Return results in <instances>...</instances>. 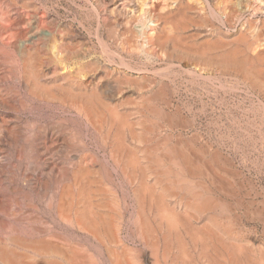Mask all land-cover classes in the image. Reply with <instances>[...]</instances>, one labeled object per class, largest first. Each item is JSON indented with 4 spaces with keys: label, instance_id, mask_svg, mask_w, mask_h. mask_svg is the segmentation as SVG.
I'll return each instance as SVG.
<instances>
[{
    "label": "bare ground",
    "instance_id": "6f19581e",
    "mask_svg": "<svg viewBox=\"0 0 264 264\" xmlns=\"http://www.w3.org/2000/svg\"><path fill=\"white\" fill-rule=\"evenodd\" d=\"M200 1L71 0L95 17V31L107 30L109 42L97 35L96 44L75 23L63 21L68 32L59 35L56 19L40 20L52 8L46 0L2 7L13 21L0 28L10 39L21 34L0 48L14 57L6 69L0 59V80L10 81L0 86V264H264V244L242 227L233 163L221 146L184 133L194 124L182 118L176 79L180 70L191 84L203 71L230 75L264 94V0H205L210 16L240 27L208 26L211 37L197 42Z\"/></svg>",
    "mask_w": 264,
    "mask_h": 264
},
{
    "label": "rangeland",
    "instance_id": "374dc122",
    "mask_svg": "<svg viewBox=\"0 0 264 264\" xmlns=\"http://www.w3.org/2000/svg\"><path fill=\"white\" fill-rule=\"evenodd\" d=\"M14 2H16L17 4H19V3H22V2H31V0H18V1H16V0H13ZM32 1H34V0H32ZM47 1V6H50V7H52L51 9H50V12L49 11H46V12H44L45 14L44 15H41L42 13V11H40L39 13H40V15H39V19L40 20H50V18H47V16L49 17V15L52 17V19L54 20V19H56L55 20V22L57 23V24H59V28H58V30H57V28H54V29H56L57 30V33L59 34V35H62V34H67V32H68V30H67V28H65V27H63L64 26V22L65 23H69V22H72L73 24H74V27L77 29V31L81 34V36H82V38H85V39H83V40H85V43H87V44H96V38H97V35H100V36H103L102 38H104L105 36L107 37V30L106 29H102V28H104L103 26L101 27V26H99L98 28H97V30L95 31V28H96V19H94L95 17L93 16V15H91V16H88L87 15V13H86V10H83V11H80L74 4H72L71 3V0H46ZM58 1V2H57ZM68 1H70V2H68ZM202 1V0H201ZM200 1V2H201ZM0 2H2V3H0V9L2 10V11H0V24H1V21L3 20L4 21V19H5V21L3 22V24H1V25H3V27H6V26H8V25H6V24H9L10 23V21H13V17H11V16H13V14L11 13V12H9V14L6 12V10L8 11H10V8L8 7L9 6V4H10V0H0ZM11 2H12V0H11ZM26 2V3H27ZM55 2V3H54ZM57 2V3H56ZM65 2V3H64ZM204 2V3H203ZM206 2V3H205ZM8 3V4H7ZM202 5H203V8H205V10H201L203 13H204V15H205V17L203 16L202 18L200 17V16H198L197 15V18L195 19L198 23L200 22L203 26H205V27H199V29H197L196 31L197 32H195L194 31V33L195 34H197L196 36H197V39H196V41L197 42H203V40L204 39H206V37H211V35L209 36V35H207V34H210L211 33V31H210V29H208L209 27L208 26H211V25H213V26H217L219 23V25H218V27L220 26L221 27V25H222V27H221V30H222V33L224 34H229V33H231V32H233V30H234V28H236V27H240V26H238L239 25V23H238V21H234L233 23H231V24H223V23H221V21L220 20H218L219 18H216L217 16H214V15H211L210 16V13H209V11L207 10V8L208 7H206V6H208V3L209 2H207V1H205V0H203L202 2ZM50 4H52V5H50ZM55 4V5H54ZM57 4V5H56ZM72 4V5H71ZM62 5V6H61ZM5 6V7H4ZM60 6H61V8H60ZM5 9L6 8V10H4L3 8ZM8 8V9H7ZM59 8V9H58ZM62 8H64V9H62ZM209 9V8H208ZM52 10V11H51ZM55 10V11H54ZM5 11V12H4ZM67 11V12H66ZM74 11V12H73ZM63 13V14H62ZM84 13H86V14H84ZM207 13H209V14H207ZM5 14L7 15V16H5ZM68 14V15H67ZM82 14V15H81ZM11 15V16H10ZM67 15V16H66ZM71 15H72V17H71ZM73 15H74V17H73ZM80 15V16H79ZM2 16H4V17H2ZM8 16L9 17H11V18H9V20H8ZM57 16V17H56ZM64 16H66L65 18H64ZM76 16V17H75ZM207 16H208V18H207ZM258 16V18H263V15H257ZM256 16V17H257ZM41 17V18H40ZM90 17H92V18H90ZM243 17L245 18L243 21H247L249 18H250V16L247 14H243ZM242 17V18H243ZM248 17V18H247ZM255 17V18H256ZM89 18V19H88ZM207 18V19H206ZM210 18H212V19H210ZM72 21H71V20ZM81 20L82 21V23H83V25L82 24H80L79 23V20ZM7 20H8V23H7ZM205 20H206V22H205ZM212 20V21H211ZM62 21V22H61ZM64 21V22H63ZM73 21H75V22H73ZM87 21V22H86ZM92 21V22H91ZM214 21V22H213ZM6 22V23H5ZM92 24H91V23ZM217 22V23H216ZM88 23V24H87ZM205 25H204V24ZM211 23V24H210ZM236 23V24H235ZM61 24V25H60ZM63 24V25H62ZM80 24V25H79ZM86 24V25H85ZM4 25H6V26H4ZM77 25V26H76ZM92 26V27H91ZM95 28H94V27ZM230 26V27H229ZM3 27H1L0 28V38H2V39H0V48L1 47H3V48H1L3 51L5 50V51H9L10 49L8 48L9 46H8V44H9V42H11V40H13V39H18L17 37H20V32H21V30H18V29H14V31H16L17 32V34H18V32H19V36L16 34V36H12L13 37V39L11 38H9L8 37V33H4V32H6V30H4V28ZM61 27V28H60ZM82 27V28H81ZM208 27V28H207ZM63 28V29H62ZM205 28V29H204ZM3 29V30H2ZM84 29V30H83ZM86 29V30H85ZM94 29V30H93ZM203 29V30H202ZM208 29V30H207ZM230 29V30H229ZM60 30V31H59ZM63 30V31H62ZM83 32H82V31ZM94 32H93V31ZM105 30V31H104ZM232 30V31H231ZM3 32V34H4V36L7 38H5L4 36L3 37H1V35H2V32ZM67 31V32H66ZM86 31V32H85ZM91 31V32H90ZM208 32V33H207ZM83 33L85 34V35H83ZM92 33V34H91ZM7 36H6V35ZM205 34V36H203ZM95 35V36H94ZM207 35V36H206ZM214 35V34H213ZM89 36V37H88ZM96 37V38H95ZM104 38L105 40L107 39V38ZM201 37V38H200ZM90 39V40H89ZM201 39H203V40H201ZM6 42H5V41ZM8 40H9V42H8ZM88 40V41H87ZM95 40V41H94ZM87 41V42H86ZM93 43H92V42ZM107 41H108V39H107ZM3 42V43H2ZM7 42H8V44H7ZM13 42H15V40H13ZM91 42V43H90ZM109 42V41H108ZM196 42V47L197 48H199L201 45H202V43H197ZM12 43V42H11ZM200 44V45H199ZM6 47H5V46ZM5 47V48H4ZM0 49V51H2ZM8 49V50H7ZM5 51L3 52V53H5ZM262 51L264 52V48L262 49ZM6 52V53H7ZM1 53V52H0ZM8 55H4V54H0V59H1V61H2V65H3V63H4V66H3V68L4 69H6L7 68V66H8V64L12 61V60H10V59H14V57H12V58H10L11 56H13L12 55V53L11 52H9V53H7ZM4 55V56H3ZM9 55H11L10 57H9ZM195 57L194 58H196L195 60L197 61V59H198V55H194ZM3 57H4V61H3ZM5 57H9V58H6L5 59ZM137 59V58H136ZM136 59L134 60V59H132L131 61H132V63L134 62V61H136ZM194 60V61H195ZM6 61V62H5ZM9 62V63H8ZM166 61H164V62H161V64H159L160 66H161V68H163V67H165L167 64L165 63ZM7 63V64H6ZM164 63V64H163ZM157 66H158V64H156ZM6 66V67H5ZM115 66V64H113V67ZM148 67L150 66L149 64L147 65ZM114 68H116V67H114ZM196 69H198V68H196ZM4 73L6 74V72L4 71ZM202 73H204V75L203 76H201V77H197V79H198V81H197V79H196V81H194V83H190V82H188V81H186V73L183 71V70H180V72H179V77L177 76V80H178V87H179V90H178V94H180V95H182V96H180L179 97V103L181 104H179L180 106H181V114H183L182 115V118L184 119V117L186 118H189V117H192L193 118V124H194V126H192L191 127V129H187V131L185 132L184 131V133H185V135L186 134H189L190 133V131H192L193 130V132H197L198 133V144L199 143H203V141H205V142H207V143H209L210 145H211V150H214V149H219V147H220V149H219V151L222 153V154H224V156L229 160V162H230V164H232L231 165V168L235 171H233L235 174H237L236 175V178L234 177V180H236V181H234L233 180V177L230 179V183H232V186H231V188L232 187H235V188H238V189H240L241 191H240V197H241V201H242V206L244 207V209H243V211L245 212V213H243L242 212V227H243V230L245 231L244 233H245V235L248 237V238H251V239H255V242L256 241H259V242H261L262 244H264V236L262 237V235L261 234H264V232H262V230L264 231V227H263V222H262V220H264V216H261V217H259L261 214L262 215H264V213L262 212V211H264V210H262V208L261 207H263L264 208V205H262V204H264V190H263V187H264V145H263V143H264V141H263V135H264V111H262V109H263V106H262V102H264V94L262 93V91L261 90H259L258 88H256V87H254L253 88V90L251 89L250 90V88H252V87H250V86H248V84H246V83H244V82H242L240 79H235L233 76H230V75H222L221 76V74L219 75V74H216V76L215 77H213L212 79H208V78H206L205 76H207V73H205V71H203ZM150 74L153 76V75H156V77L155 76H150ZM206 74V75H205ZM148 75H149V78L150 77H152V79L153 80H151V78H150V80L152 81V83L154 84L155 83V80H157V78L159 77L158 75H157V73H154L153 71L151 72L150 71V73H148ZM162 80L164 81L165 79H166V77H167V73L166 72H164V73H162ZM166 75V76H165ZM184 75V76H183ZM219 77H218V76ZM228 76V77H227ZM165 77V78H164ZM223 77V78H222ZM3 78H4V80L3 81H1L0 80V86H2L3 87V85H5V83L6 84H10V81H9V79H7V78H5L4 76H3ZM2 78V79H3ZM202 78H204V79H202ZM7 79V80H6ZM155 79V80H154ZM185 79V80H184ZM215 79V80H214ZM220 79V80H219ZM224 79H225V81H224ZM200 80V81H199ZM204 80H206L205 82H203ZM217 80V81H216ZM231 82H230V81ZM235 80V81H234ZM236 80H237V82H236ZM154 81V82H153ZM167 81L169 82V80H168V78H167ZM213 81V82H212ZM218 81H219V83H218ZM226 82V83H224V82ZM234 81V82H233ZM4 82V83H3ZM166 82V81H165ZM184 82H187V83H184ZM200 82V83H199ZM204 83V84H202V83ZM230 82V83H229ZM241 82V83H240ZM185 84V86H183L184 84ZM196 83V84H195ZM198 83V84H197ZM205 83H206V86H205ZM222 83V84H221ZM190 84V85H189ZM194 84L196 85V87L194 86ZM208 84V85H207ZM238 84V85H237ZM182 87H181V86ZM200 85V86H199ZM211 85V86H210ZM221 85H223V86H221ZM226 85L229 87H226ZM230 85V86H229ZM189 88H187V87ZM202 86H204V87H202ZM213 86V87H212ZM217 86V87H216ZM237 86V87H236ZM181 87V88H180ZM193 87V88H192ZM201 87L203 88L202 90H200L201 89ZM216 87V88H215ZM232 87V88H231ZM244 87V88H243ZM191 88L193 89V90H191ZM204 88H208V89H204ZM210 88V89H209ZM218 88H220V89H218ZM222 88V89H221ZM224 88H226V89H224ZM182 91H181V90ZM187 89V90H186ZM194 89H197L196 91H194ZM214 89H217V90H215V91H213ZM228 89H229V92H228ZM240 89V90H239ZM255 89V90H254ZM204 90H208L207 92L206 91H204ZM221 90V91H220ZM257 90H259V91H257ZM191 91V92H190ZM200 91V92H199ZM218 91H220V92H218ZM231 91V92H230ZM248 91V92H247ZM250 91V92H249ZM256 91V92H255ZM188 92V93H187ZM192 92H193V95H192ZM199 92V93H198ZM233 92V93H232ZM237 92V93H236ZM243 94H242V93ZM260 92V93H259ZM191 93V94H190ZM212 94V95H210V94ZM216 93V94H215ZM220 93V94H219ZM225 93V94H224ZM230 93V94H229ZM236 93V94H235ZM239 93L240 94H242V95H239ZM247 94V96L246 95H244V94ZM255 93H257V94H255L256 96H254V94ZM187 96H189V97H186V95ZM198 94V95H197ZM201 94V95H200ZM203 94V95H202ZM223 94V95H222ZM235 96H234V95ZM249 94V95H248ZM253 94V95H252ZM259 94V95H258ZM191 95V96H190ZM221 95V96H220ZM238 95V96H237ZM244 95V97H242ZM252 95V96H251ZM185 96V97H184ZM193 96V97H192ZM209 96V97H208ZM214 96H216V97H214ZM218 96V97H217ZM260 96V97H259ZM263 98H262V97ZM203 97V98H202ZM205 97V98H204ZM223 97V98H222ZM233 97V98H232ZM247 97V98H246ZM251 97V98H250ZM184 98V99H183ZM206 98H208V99H206ZM213 98V99H212ZM220 98V99H219ZM181 99H183V100H181ZM187 99V100H186ZM222 99H223V101H222ZM225 99V100H224ZM259 99V100H258ZM186 100V101H185ZM256 100V101H255ZM263 100V101H262ZM215 101V102H214ZM216 101H218V102H216ZM220 101V102H219ZM242 101V102H241ZM255 101V102H254ZM259 101V102H258ZM261 101V102H260ZM189 102V103H188ZM222 102V103H221ZM225 102V103H224ZM251 102H254V103H256L257 102V104H254V103H251V105H250V103ZM204 103H206V104H204ZM184 104L186 105H188V107H189V109L187 110V108H186V106H184ZM210 104V105H209ZM231 104V105H230ZM239 104V105H238ZM206 105V106H205ZM233 105V106H232ZM236 105H238V106H236ZM261 105V106H260ZM243 106V107H242ZM246 106V107H245ZM253 106H255V107H253ZM257 106H259L258 108H257ZM192 107V108H191ZM196 109H195V108ZM229 107V108H228ZM249 107L251 108V109H249ZM253 107V108H252ZM262 109H261V108ZM184 108V109H183ZM239 108V109H238ZM244 108V109H243ZM246 108V109H245ZM191 109V111H192V113H194V114H192L191 115V113L190 112H188L189 110ZM199 111H198V110ZM203 109V110H202ZM205 109V110H204ZM231 109V110H230ZM243 110V111H241V110ZM256 109V110H255ZM258 109L259 110H261V111H258ZM236 110V111H235ZM245 110V111H244ZM247 110V111H246ZM249 110H252L253 112H249ZM264 110V109H263ZM205 111V112H204ZM185 112V113H184ZM188 112V113H187ZM241 112H243V113H241ZM246 112V113H245ZM263 112V113H262ZM197 113V114H196ZM247 113H248V115H247ZM252 113V114H251ZM226 114V115H225ZM233 114V115H232ZM240 114V115H239ZM256 114H257V116H256ZM259 114V115H258ZM263 114V115H262ZM198 115V116H197ZM244 115V116H243ZM255 115V116H254ZM260 115H262V116H260ZM239 116V117H238ZM242 116V117H241ZM249 118H248V117ZM196 117V118H195ZM233 117H234V119H233ZM258 117V118H257ZM195 118V119H194ZM238 118V119H237ZM243 118V119H242ZM245 118V119H244ZM246 118H247V121H245L246 120ZM254 120H253V119ZM263 118V119H262ZM235 120V121H239L242 125H244V126H240L241 124L237 121V122H234L233 120ZM241 119V120H240ZM195 120V121H194ZM260 120H262L261 122H259ZM213 121H216V122H213ZM223 121H225V122H223ZM197 122V123H196ZM257 124H256V123ZM196 123V124H195ZM206 123L208 124V125H206ZM224 123H226V124H224ZM233 123V124H232ZM263 123V124H262ZM213 124V125H212ZM216 124V125H215ZM228 124L230 125V126H228ZM232 124V125H231ZM236 124H237V126H236ZM222 125V126H221ZM245 125H246V127H245ZM223 126H226V127H223ZM232 126H236V128H231ZM249 127V130H248V127ZM195 127V128H194ZM220 127H221V129H220ZM237 127H239V128H237ZM242 127V128H241ZM251 127V128H250ZM193 128V129H192ZM197 128H198V130H197ZM230 128V129H229ZM244 128V129H243ZM253 128H254V131H253ZM258 128V129H257ZM195 129V130H194ZM205 129V130H204ZM208 129H210L209 131H208ZM219 129V130H218ZM223 129V130H222ZM233 129V130H232ZM246 129V130H245ZM200 130V131H199ZM226 130V131H225ZM238 131V130H240V131H238V132H235V131ZM248 130V131H247ZM252 130V131H251ZM256 130H257V132H256ZM259 130H260V132H259ZM261 130H263V132H261ZM189 131V132H188ZM199 131V132H198ZM208 131V132H207ZM218 131V132H217ZM220 131V132H219ZM233 131V132H232ZM243 131H246V132H243ZM195 132V134H197ZM210 132V133H209ZM243 132V133H242ZM253 132H254V134H253ZM258 132H259V134H258ZM183 133V134H184ZM218 133V134H217ZM226 135H225V134ZM239 133V134H238ZM247 133V134H246ZM248 133L251 135V134H253V135H251L254 139H252V137H249L250 135H248ZM263 133V134H262ZM218 136H217V135ZM235 134H236V136H235ZM238 134V135H237ZM203 135V136H202ZM224 135V136H223ZM229 135V136H228ZM235 137H234V136ZM240 135H242V136H240ZM248 135V136H247ZM260 137H259V136ZM201 136V137H200ZM214 136H216V137H214ZM219 136H221V138L219 137ZM223 136V137H222ZM225 136H226V139H225ZM237 136L239 137V138H237ZM245 138H244V137ZM256 136V137H255ZM205 137V138H204ZM229 137V138H228ZM234 137V138H233ZM242 137V138H241ZM199 138H200V140H199ZM212 138H213V140H216V141H213L212 140ZM215 138V139H214ZM217 138V139H216ZM224 138V139H223ZM232 138V139H231ZM240 138H241V140H240ZM246 138H247V140H249V141H247L246 140ZM251 139V141H250V139ZM257 138V139H256ZM203 139V140H202ZM239 140V143H238V140ZM219 140V141H218ZM225 140V141H224ZM227 140V141H226ZM230 140V141H229ZM233 140H234V142H233ZM236 140V141H235ZM253 140V141H252ZM259 140V141H258ZM261 140V141H260ZM220 141H221V143H220ZM222 141H224L223 143H222ZM229 141V142H228ZM210 142H212V143H210ZM215 142V143H214ZM231 142V143H230ZM232 142H233V144H232ZM242 142L244 143L242 146L240 145V143L242 144ZM249 142V143H248ZM259 142H261L262 144H260ZM236 143V144H235ZM246 143H247V145H246ZM251 143H254V144H256V145H258V146H260V147H258V146H256V145H253V144H251ZM224 144V145H223ZM225 144H228L229 145V147H228V145H225ZM239 144V145H238ZM234 145V146H233ZM216 146V148H214ZM225 146V147H224ZM227 146V147H226ZM239 147V148H235V147ZM248 146V148H246ZM251 146V147H250ZM262 146H263V149H262ZM222 147H224L223 149H222ZM230 147H231V149H230ZM234 147V148H233ZM243 149H242V148ZM250 148H252V149H250ZM254 148V149H253ZM258 148V149H257ZM236 149V150H235ZM239 149V150H238ZM257 149V150H256ZM262 149V150H261ZM249 150V151H248ZM253 150V151H252ZM224 151V152H223ZM247 151V152H246ZM255 151V152H254ZM241 153H243V154H241ZM225 154H227V155H225ZM229 154V155H228ZM236 154H238V155H236ZM245 154V155H244ZM249 156H248V155ZM242 155V156H241ZM246 156V157H244V156ZM241 156V158H239ZM242 157H244L243 159H242ZM254 158V159H253ZM263 158V159H262ZM263 160V161H262ZM246 162V163H245ZM254 162V163H253ZM260 162V163H259ZM257 163V164H256ZM236 164V165H235ZM256 164V165H255ZM261 164V165H260ZM233 166V167H232ZM235 166V167H234ZM237 166V167H236ZM261 166V167H260ZM257 167L259 168V170L257 169ZM235 168V169H234ZM237 169L239 170V171H237ZM241 171V172H240ZM242 173V174H241ZM241 174V175H240ZM241 177H240V176ZM245 178H244V177ZM239 181H238V180ZM244 179V180H243ZM250 179V180H249ZM231 180H233V181H231ZM247 180V181H246ZM234 182V183H233ZM246 182V183H245ZM254 182V183H253ZM240 183H242V185L240 184ZM253 183V184H252ZM236 184V185H235ZM252 184V185H251ZM235 185V186H234ZM239 185H241V186H243L242 188H241V186L239 187ZM249 185H250V187H249ZM246 186V187H245ZM254 186V187H253ZM247 190H246V189ZM254 188V189H253ZM258 189V190H257ZM262 189V190H261ZM252 190H254L255 192H257L256 194H254V191L251 193V191ZM260 190V191H259ZM250 191V192H249ZM242 192V193H241ZM244 193V194H243ZM250 195H249V194ZM220 194V193H219ZM220 195H222V193L220 194ZM246 195V196H245ZM249 195V196H248ZM247 198V199H246ZM254 198V199H253ZM229 199V198H228ZM251 199H253V200H251ZM230 201H232V199L230 198L229 199ZM248 200H250V201H248ZM244 201V202H243ZM247 201V202H246ZM261 201V202H260ZM263 201V202H262ZM252 202V203H251ZM244 203H245V205H244ZM247 203V204H246ZM251 203V204H250ZM255 203V204H254ZM249 205H251V208H250V206ZM245 206H247V207H245ZM249 206V207H248ZM255 206H256V210L254 209L255 208ZM253 207V208H252ZM246 208H248V213L246 212ZM257 208H258V210H257ZM260 208H261V210L262 211H259L260 210ZM249 210H251V211H249ZM255 210V211H254ZM254 211V212H253ZM256 211H258V212H260V215H258L259 213H256ZM252 212V213H251ZM251 213V214H250ZM253 213L255 214L254 216H253ZM247 214V215H246ZM250 216H253V218H255V216H257L256 218H255V220L252 218H250ZM248 217H249V219H248ZM259 217V218H258ZM262 217H263V219H262ZM246 218V219H245ZM258 218V220H256ZM261 219V220H260ZM247 220H249V221H247ZM258 221V222H257ZM261 222V223H260ZM244 223V224H243ZM263 224V225H262ZM244 225H246V226H244ZM250 226H251V228H250ZM253 226H254V228H253ZM245 227V228H244ZM249 228V229H248ZM250 231V232H249ZM252 231H254L253 233H252ZM258 231V232H257ZM257 232V233H256ZM251 233V235H249ZM252 235H255V236H252ZM258 235V236H257ZM255 237V238H254ZM260 239H259V238ZM262 238V239H261ZM263 240V241H262ZM257 243V242H256Z\"/></svg>",
    "mask_w": 264,
    "mask_h": 264
}]
</instances>
